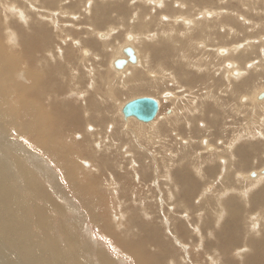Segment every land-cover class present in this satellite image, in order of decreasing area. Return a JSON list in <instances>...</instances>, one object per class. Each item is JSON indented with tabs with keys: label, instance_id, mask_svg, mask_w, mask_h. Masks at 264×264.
I'll return each instance as SVG.
<instances>
[{
	"label": "rangeland",
	"instance_id": "obj_1",
	"mask_svg": "<svg viewBox=\"0 0 264 264\" xmlns=\"http://www.w3.org/2000/svg\"><path fill=\"white\" fill-rule=\"evenodd\" d=\"M13 1L14 0H0V21L4 25L9 24L10 22L12 23L15 22L14 24L16 25V22H18L21 28L25 30H31V29H26L27 26L24 27L22 25L23 24L22 21H17L19 19V15L20 14L24 15L25 16L24 20L31 18L32 20L30 19L29 22H33L37 20L36 15L34 14L35 12H37V10L39 11V13L41 12V14L42 11L43 12L47 11L46 10L47 8L43 7V4H45L46 0H15L14 2ZM88 1L92 3V0H83V1L68 0V2L65 3L62 1L56 2V5L54 7H51L52 8L51 12L52 13L55 12L56 14L55 16H57V21H58L57 23L51 22L52 24L50 27L52 32H50L49 35L50 37L54 38V43H53L54 51L52 52L53 56L51 57L59 60L56 61L55 59L49 57L50 54L47 55L48 57L47 56L46 57L49 58L50 63L54 61H55L54 63H60L59 61H61V63H63L64 65V69H65L64 72L67 74L66 76H69L70 79L69 78L63 79L65 83V93L59 95L58 97L57 95H54L55 98L52 96V99L50 97L49 98L50 100L47 99V101L49 100V102L50 101L52 102L53 100H56L57 102H63V101L71 102L73 105H79L80 108H84L85 106H87L85 110L88 109L94 110L96 107L99 109H102L103 107L104 108L115 107L117 110L119 108L118 110L119 114L118 112L117 114L119 115L120 117L119 120L122 123L123 121H125L126 124V122L129 119H131L134 122L130 126L132 131L133 125L135 123L137 124V122H141L142 120L137 119V117L135 116L134 117L131 116L128 120H126L125 117L123 116L121 106H123V104L131 100L133 97L136 98L137 96L138 97L151 96L161 101L160 109L157 114L158 115L157 119H161L164 116V114H170L171 112L169 113L168 111L173 109L176 105L178 112L180 111V108H182V111H185L186 114L188 115L187 119L193 122L192 130H188L187 128H184L183 133L181 132L178 133L176 131L177 129L175 130L174 127L169 125L171 128H169L168 131H166V133L167 132L169 133L166 136L167 139L169 140L166 146L168 149H171L168 150L169 153L171 152L173 153V151L176 148L177 149L180 148L179 152L181 153L180 157L178 158V161H176V164L173 166V168H171L172 170L169 169L171 170L169 171V173H167L165 167L172 165L169 162V159L167 158V156H170L172 154H169L168 151H166L167 148L165 146L162 148L163 149L162 151H165L163 153L161 149L158 152L155 145H152L153 147L148 145V148L150 149L147 152L146 161L149 162L151 167L150 169L148 168L149 172H147L146 175L142 174L141 171L142 167L137 168V167H132V165H130V167L128 168V163H126L128 161L127 159L131 160L134 156H136L135 152L132 153L130 152V147L127 148L128 150L125 149V152H127V154L124 152V149H122V153L124 152L122 154L121 152H118L115 148H111V149L106 148L105 151H103L104 149L102 150L100 148L99 151L104 152L105 156L108 154L107 156L114 158V161L109 160V162L110 163L114 162L115 166L113 167L110 164L111 167L109 168L108 165V169H106V172L108 173L109 171L111 175L106 173L107 175L104 174L103 178H100V180L98 181L94 179L93 174L96 172L99 164V157H100L99 154L101 153L100 152L97 154L98 151L97 149L99 146L93 149L95 152L91 151V153L85 154L78 151L72 154L75 159V166L77 167L76 168L77 181L80 182L82 185H84L85 190L90 189L91 196H94L95 198H98L100 196L101 205L99 206L101 207H99L98 212L101 211L103 215H105L104 216L105 220L108 223L107 230L95 226L90 216L91 210H87L86 208H83L82 205L80 204V210L82 212L81 211L79 212L82 213L83 216L84 215L85 217L87 216L85 219L83 218L84 223L85 224L88 223V225H90L91 231L90 230L89 231L95 237L94 240L96 239L95 249L97 250V252L95 251L96 254L95 253L93 254L95 255L94 256L95 260L99 264H113L114 262H112L111 259H110L111 261H109V254L111 255L112 258L115 254L116 257L122 258L120 262L116 261L113 258L115 260V264L117 263L135 264L137 263L136 259L129 255L127 256V254L124 253L120 248V245L118 243L119 239L121 238L123 241L124 240L134 241L138 239L135 241V243H138L137 241L140 242V240L145 238V240H147V245H149L148 247H150V252L154 253V255L159 254L161 251L160 249H162V246L160 247L159 243L164 244L163 239L167 241L166 247H169V251H167L168 257L166 258V260L163 259L159 261V262H163L162 264H182L183 261H185L187 264H201V263L207 264V261L209 263L211 259H209V257L206 258L207 257L205 254L206 250L209 253L218 256V264H222V263L230 264L232 260L231 257L234 258L238 257L236 258V260H238L240 264H264V240H263L264 224L262 226L263 227L262 236L256 233L257 236L253 237L251 241L249 240L250 242L247 241L248 244L244 242L245 234H246V240H248L249 228L251 225L250 224L251 215H254L255 213L257 215H260L259 221L261 220V222L264 223V204H262L264 203V200L254 201L251 198L254 191H258L261 188H264V182L262 184L263 186L262 185L259 186L260 188H257L255 186L256 188L253 187L252 189L251 187L250 189H246L248 188L246 186L248 184H246V177H245V175H247L248 173L251 174V171L255 172L261 170L263 172L264 154H263V160L259 164L252 166V168L248 170H244V171L238 170L240 172L235 170L230 174H228L227 172L226 177L224 178L222 184H217L216 186L217 182H215V180L217 179L216 178L217 174L219 177L223 176L220 175L219 170L220 168L223 167V165L227 164L226 157L231 156L230 151L227 150L226 143L228 144V141L232 139L235 133L241 134L243 130L245 132L246 126L248 129L251 130L250 124L252 125L253 123L252 128L254 126V123L258 124L264 112V108L258 106L257 108H254L256 112L253 113V109L251 106L253 104V101L255 102L258 101L257 99H259L260 101L264 100V98H259L258 96L260 93L264 92V70H263L264 59L259 60L260 55L264 53L263 50L264 49V0H249L252 1L257 6L258 10L257 8L252 9L248 0L245 1L243 0L242 1L241 0H152L154 2H158L159 5H156V3L151 2L149 0L147 3L146 0H136L134 3H130V0H95L94 5H96L97 7H103L107 5L113 6L108 10V19L106 20L107 23L103 24L102 27H95L96 29H98L95 32L87 29L89 25H92L90 24L91 19L82 20V21L79 19L83 17V15H88L87 13H85L84 10L88 6V4L86 3ZM162 1H165L166 3V7L164 8H160L163 6ZM6 2L15 3L14 9L12 8L8 10L9 7L5 8L4 6ZM247 2L249 3V5ZM31 3L34 6H36L38 9H33L32 5H30ZM70 3L74 4L75 8L70 6V8H68L69 12L65 11L64 12L65 14H62L63 12L61 10L64 8V6H69ZM153 4H155L157 8H155ZM182 4H186L187 8H183L181 6ZM40 5L42 6L41 8H39ZM206 7H208L207 9H209L207 10V12L211 13V15L207 16L205 14L203 16H199L200 9ZM136 8H138L139 14L141 15V19L136 20L135 22L139 21L143 24L141 26H138L141 27V30H144L142 32L139 31L141 34L137 32L136 28L130 27L135 22L129 23L131 14L135 11ZM15 9L16 11H20V12L17 13ZM80 9L81 12H79ZM237 10L239 13L237 12ZM14 11L16 12V15H14L15 14ZM4 12H6L8 15L4 14ZM1 13L4 15H2ZM123 13H126L125 16L127 17L125 16L122 17ZM144 15L145 16L151 15L150 16L151 20L150 21L144 20L143 18ZM172 15H177V16L176 17L173 16L174 18H172ZM12 16L17 20L12 18ZM212 18H214V20H212ZM225 18L231 20L229 25H225L223 23L224 21L223 19ZM217 19H218V23H216L215 21ZM38 20L40 21V19ZM77 20L80 21L79 22L80 24L75 26L67 25L70 22L72 24L78 23ZM123 22L128 26V28H126L125 30H120L119 37L116 38L114 37L113 40L111 39L112 42L108 44L110 39L106 38V36L108 35L109 32H111L110 29H108V27L112 25L117 26ZM193 22L194 24L196 23L198 24L197 29L202 28L203 24L206 25V22H211V27L213 28V30L211 31L212 33L211 43L209 42H208L209 44L205 43L202 40L201 35L199 34L197 35V34L189 33L191 28L188 26L193 24ZM172 23L175 24V26H177V28L180 29V32L182 33L183 36H191V38L193 37L190 42V50L193 53V55L199 57L200 64L202 65V67L204 66L207 67L202 71L189 72L182 77V80L186 83V85L188 84L192 90H190L185 85L179 87L176 83L174 84L172 80H167L166 84L162 86L158 92L138 93L137 95L120 96V90L124 89V85L122 81L124 79L123 76L125 75V73L123 74L121 73L125 71V69L127 68V66H129V64L126 66V68L123 71L119 70L121 72L119 71L116 72L115 70L117 69H114L115 66L113 68L111 64L112 61L117 57L125 58L126 55L124 53V49L126 48L127 44H131L130 47L132 46L135 49V51L137 50L136 52H138L140 56L139 58L143 59L144 52L142 53L141 48L144 46L145 43L149 42L147 41L149 35L148 31H157V28L160 27L169 29L174 26ZM62 28L64 29L61 30ZM128 30L137 32L136 34H139L141 36L142 41L137 43L134 42V40L130 42L128 39H126V32ZM258 30H262V32L260 33ZM132 31H130L127 34H131L134 36L135 33H133ZM158 31L160 30L158 29ZM194 32L197 33L196 31ZM166 39L167 40L169 39L170 54L167 56V61L164 63V65L170 68L174 72L175 70L178 69V66L180 64L178 42L176 40H173L165 36H160L150 42L153 45L159 47L161 46V43H163V41ZM6 40L7 42H10V43H5L7 49H12V51L19 50L20 48L19 46L14 47L13 45L14 42L17 43L16 38L8 39L7 37ZM6 40L4 41L6 42ZM10 40H13V42H11ZM111 45H113L114 47L118 46V50L106 49L107 46H111ZM90 47L93 48L94 52L99 51L98 53V55H100L99 61H94L93 57H95V54L93 53V51H91L92 49ZM122 47H124L123 50H121ZM127 47H129V45H127ZM251 48H253V51L250 50ZM103 50L105 56L102 53ZM12 51H10L8 54H11ZM68 51L72 53V55H70ZM60 52H62L63 54ZM37 54L40 55V57H42L41 53H37ZM242 56H243V62L241 63V66L238 67L236 63V58ZM60 57L63 59V61ZM67 58L71 60H68ZM67 60L69 62V65L67 63ZM206 63H208V65H206ZM137 65L138 63L136 64V66ZM132 66L135 65L131 64V66H129L131 70H132ZM149 69L159 71L156 65H150ZM91 70L93 73L90 72ZM240 70L244 71L243 75L242 74L239 75ZM226 72L228 74L231 73V76L230 74L227 75ZM143 75L146 76L147 71H145ZM73 76L76 77L75 80L77 81V83L74 82L73 84H71L70 81H72V79L74 78ZM148 76L153 78V74L151 75V73L150 75H147V78ZM16 78L17 79L15 81H21L25 83V80L22 77L19 78L16 77ZM245 78L246 80H249L251 78L250 83L247 87L234 88V86H232L239 83L240 81L243 82L242 79L245 80ZM90 97H92L90 100H92L95 104L91 105L86 102V99H89ZM173 99H179V100H177V103L175 104ZM47 101L46 103L48 104L49 102ZM191 102H193L192 103L193 110L192 112H189V110L185 108V105H188ZM259 107L260 109H258ZM85 110L82 111V122L78 124V129H76V131L69 133L68 134L69 137H67L68 139H73V141L79 142L80 139H82L86 134H91L95 132L98 129L97 124H100L101 122L106 123L105 120L101 119V116L98 117L99 119L98 118L95 119V121L86 122L85 120H87L88 116L86 115ZM84 114L86 115V119L84 118L85 117ZM183 117L184 115L182 116V118ZM210 120H214L215 122L219 121L220 125L218 124L213 125L210 123ZM96 121L98 123H96ZM141 123L147 124L149 122L143 121ZM113 127H115L114 124L112 122H109L107 132L108 133L112 132ZM242 128L243 130H241ZM246 132L249 131L247 130ZM260 133H261L259 135L260 137L251 138L252 140L249 141H254L255 143H260L264 145V125ZM7 135L10 136V133H8ZM145 135L146 136H144V139L146 140L145 142H147V139H149L148 138L149 134L145 133ZM176 135H179V137L182 136V138H178V136L176 137ZM242 138H248V136L246 137L245 135H243ZM92 139L93 138H88L86 141L91 142ZM124 140L119 141L118 144L121 145L124 142L131 143L132 149L137 151L139 144H137V141H135L133 137L125 138ZM245 140L240 139V141H238L237 144L234 146L235 147L234 149L238 150L241 148L242 151L245 148L250 147V145L246 144ZM158 142L159 140L157 137L152 140V143L154 144H157ZM188 144L189 146H187ZM84 147L89 149L92 146L85 145ZM218 148L220 149V151ZM183 151L188 152V156L184 157ZM258 151H262V150H258ZM160 152H162V154H160ZM215 152H218V155L215 156V160L213 162L203 161L202 164L203 168H205V172H207L210 169L209 166L213 165L212 168H216L215 174L212 175L206 174V177L201 176V177H205L203 179L198 177L196 181L199 187L192 191L193 194L191 193V195L185 196L184 189L177 178V176L179 177L180 174L176 173V170L184 168L186 171L188 170L187 172L191 171L192 175H198V172L196 170L199 169V165H195L193 167L192 159H194L195 161H197L198 159L199 162H202L203 160L202 158L209 156L208 155L209 153L211 155V153H215ZM163 154L166 156L164 157V159L166 160L165 167H163L161 160ZM144 155L145 154L143 155L139 154L138 156L141 157ZM197 156H199L200 158H197ZM219 157L221 159H219ZM100 158L102 159V155ZM182 158L185 159L182 160ZM232 162L233 160H231L230 165ZM121 164H123V167H120ZM253 168H255L256 170ZM14 169L16 170L17 168L15 167ZM53 169L55 171H58L56 167H53ZM236 172L239 174H243L242 176L243 179L239 178L240 176L239 177L235 176ZM170 173L172 174V176L170 175ZM139 174L141 175L140 177ZM165 174L169 175V179H168L169 181L163 177V175ZM112 175H115V181L112 179L111 177ZM143 176L145 177L143 178ZM171 177L172 179H170ZM239 180H242L243 182ZM173 181L174 183H171ZM222 186L230 187L233 190L232 192H230V194L229 193L228 195L226 194L227 196L223 197V199L224 198L226 199L229 196L232 197L236 195L228 200L227 205L234 204L237 214L239 213V216L237 217L238 220L237 223L239 226H236L234 230V236L236 238V242L233 245L232 253L228 255V257H230L229 258L230 260L227 259L226 256H224L222 250H220L221 244L218 241V236H217L220 235L221 232H228L227 229L228 220L230 218L229 212L225 214V212L220 211L221 209L220 207H218L219 206L218 203L224 202V200L221 199V197L220 198L218 197L221 196L222 194H219L218 192L217 194L214 193L216 189L220 190ZM66 188L68 190L73 189L72 187H70L69 183L66 184ZM245 189L249 191H246ZM240 191H243L241 192V194L246 192L243 194V198L242 195L240 194ZM249 193L251 197H249L248 195ZM170 194L173 195L171 196ZM173 196L174 198H172ZM254 197L260 198L259 195H255V194ZM244 198L246 199V201ZM254 202H256L255 205L252 204ZM217 212L218 213L220 212L219 213L220 215ZM258 212L263 213V216H261V214H258ZM217 215L220 216L219 217L220 220L218 219ZM216 219H218V222ZM138 222H144L148 226L141 228L139 227ZM182 225L183 227H185V232H181ZM218 226H220L221 229ZM112 229L114 233L117 232V235H119V239H114L113 236L111 237L113 233ZM129 229L131 232H128ZM124 230H126L127 232H125ZM29 231L33 234L34 237L35 245L33 246V248H37L38 253L44 252L45 255H48L47 250H49L50 242H47L44 237L40 236L39 228L35 226L34 229H29ZM102 231L103 232L111 231V235H107L105 233L103 234ZM200 233H202L203 238L202 235L201 238L199 237ZM150 235L152 237H150ZM153 235L154 236L157 235V236L154 237ZM86 237L90 239L88 234ZM158 237L159 238L163 237L162 241L160 240L161 238L159 239ZM157 238L159 241L156 242L158 243L159 248H157L158 246L157 247L155 246L156 244L155 240H157ZM256 238H257V242H256ZM111 240L116 241L115 244L114 242L112 243ZM0 245L5 249L8 248V245L4 243L0 242ZM11 245L13 250L10 252V250L8 249V252L11 254V257L14 256L13 258H18L17 254L20 252V248H18L16 245L13 244ZM245 245H247L248 247L250 246L251 248H254L253 246H255V248L249 251L250 247L245 248L244 247ZM170 247H173L171 248L173 250H171ZM239 249L244 250L242 253L240 251L241 255L244 254L242 256L243 257L242 259L241 257L239 258L240 255L237 256L238 254L236 251H238ZM13 251L16 254L13 253ZM102 252L106 257L103 255ZM107 252H109V254ZM187 252H189L190 256ZM193 253H195L194 255L196 256V258H194V261H192L193 259L189 260L190 258L194 257ZM198 253L202 255H198ZM254 253L257 255L254 256L255 255ZM250 254H252V260L250 259L251 257ZM89 255L91 256L92 254ZM18 259L20 260V258ZM171 260H173V263ZM227 261L229 263H227ZM185 262L183 264H186ZM25 263L29 264V261H27L24 257H22L21 264H25Z\"/></svg>",
	"mask_w": 264,
	"mask_h": 264
},
{
	"label": "bare ground",
	"instance_id": "obj_2",
	"mask_svg": "<svg viewBox=\"0 0 264 264\" xmlns=\"http://www.w3.org/2000/svg\"><path fill=\"white\" fill-rule=\"evenodd\" d=\"M61 1L64 3L68 2V0H46L45 4H43V7L47 8L46 9L47 11L45 12L42 11L43 15L41 14V12L39 13L38 10L35 13L33 12L36 15L37 20L40 19V21L36 20L33 22H29L31 18L24 20L25 16L22 14L19 15L18 20L12 16V18L16 19L17 21H22L23 22L22 25L24 27L27 26L26 29H31V30H25L21 28L18 22H16V25L14 24L15 22L14 23L10 22L9 24L4 25L0 21V242L8 245L7 249L3 248L1 246L2 244L0 245V264H21L22 257H24L27 261H29V264H99L95 260V257H94L95 255H93L95 251L97 252V250L95 249L96 239L94 240L95 237L90 232L91 231L90 225H88V223L87 224L84 223V219L87 216L85 217V215L83 216L82 213L79 212L81 211L80 204L82 205L83 208H86L87 210H91L90 216L95 226H98L101 229L107 230L108 223L105 220V217H104L105 215H103L101 211L98 212L99 207H101L99 206L101 205L100 196L98 198L91 196L90 189L85 190L84 185H82L80 182L77 181V172H76L77 167L75 166V159L72 154L78 151L85 153V154L91 153V151L95 152L93 149H95V147L97 148V146H99L97 149L98 150L97 154L101 152L99 151L100 148L102 150L104 149L103 151H105L106 148L107 149L115 148L118 152L122 153V149H124V152H125V149L130 147V152L131 153L135 152L136 156H134L131 160L127 159L128 161L126 163H128V168L130 167V165H132V167H137V168L142 167L141 168L142 174L146 175V173L149 172L148 168L150 169L151 167L149 162L146 161V155L150 149L148 148V145L151 147H153L152 145H155L158 152L160 151V149L162 151L163 150L162 148L164 146L167 148L166 145L168 144L169 140L167 139L166 136L169 133L168 132L166 133V131H168V129L171 128L170 126L174 127L175 130L177 129L176 131L178 133L179 132L183 133L184 128H187L188 130H192L193 122L187 119L188 115L186 114L185 111H182V108H180V111L178 112L176 105L173 109L168 111L169 113L171 112L170 114H164V116L161 119H157L158 118V115H157L153 120L149 121V123L147 124L141 123L143 121L137 122V124L135 123L133 125V130L131 131L130 126L131 124L134 123L131 119H129L131 116L127 118L125 117L126 120L129 119L126 122V124L128 125L125 124V121H123L122 123L119 120L120 118L118 115L119 108L117 110L115 107L114 108H108V107L104 108L103 107L102 109H99L96 107L94 110H90V109L85 110L87 106H85L84 108H80L79 105H73L71 102H66V101L57 102L56 100L49 102L50 97L52 99V96L54 97V95H57L58 97L59 95H62L63 93H65V83L63 79L69 78V76H66L67 74L64 72L65 71L64 65L63 63H61V61H59L60 63H54L55 61L50 63L49 58H47L48 57L47 55L49 54H50L49 57L53 56L52 52L54 51L53 50L54 38L50 37L49 35V33L52 32L50 29L51 24H52L51 22L53 23L58 22L57 16H55L56 15L55 12L54 13L51 12L52 11L51 7H54L56 5V2H61ZM135 1L136 0H130V3H134ZM149 1L154 2L152 0H149ZM13 2L12 3L6 2L4 7L5 8L9 7L8 10L12 8L14 9L15 3ZM147 2L148 0H146V3ZM162 2H163V6L160 8L166 7L165 1H162ZM248 2L250 3L252 9L257 8V6L252 1L248 0ZM86 3L88 4V6L84 10H85V13H87L88 15H83V17L79 19L81 21L91 19L90 24L92 25H89L87 29L95 32L98 30L95 27H102L103 24L107 23L106 20L108 19V10L113 6L107 5L103 7H97L96 5H94L95 0H92V3L90 1ZM154 3H156V5H159L158 2H154ZM30 5H32L33 9H38L32 3ZM156 5L153 4L155 8H157ZM70 6L75 8V5L70 3L69 6H64V8L61 10L63 13L61 11L60 12L62 14H65L64 13L65 11L69 12L68 8H70ZM181 6L183 8H187L186 4H182ZM41 7L42 6L40 5L39 8ZM207 8L208 7L200 9L199 16H203L205 14L207 16H210L211 13L207 12V10H209ZM16 12L18 13L20 11H16ZM16 12L14 15H16ZM79 12H81V9ZM4 14H7V13L4 12ZM125 14L126 13H123L122 17L125 16ZM180 14H183V13H180ZM180 14H177V15H180ZM177 15H172V18L176 17ZM150 16L151 15H147V16L144 15L143 18L146 21H150L151 20ZM140 19H141V15L139 14L138 8H136L135 11L131 14L129 23H134L136 20H140ZM218 19L215 20L216 23H218ZM212 20H214V18H212ZM223 20H224L223 23L225 25H229L231 22V20H229L228 18H225ZM77 21L78 23L72 24L70 22L67 25L75 26V25L80 24L79 23L80 21L79 20ZM141 25L143 24L137 21L130 27L136 28L137 32L139 31L142 32L144 30H141V27H138ZM173 25L174 26L169 29L160 27V28H157V31H148L149 35H148L147 41L149 42L145 43L144 46L141 48L142 53L144 52L143 59L139 58L140 56L138 52H136L137 50L135 51V49L132 46L130 47L131 44H127L129 45V47H127L126 45V48L124 49V53L126 55L125 58L117 57L112 61L111 64L113 68L115 66L114 69H117L115 70L116 72H118L119 70L123 71L128 64L129 66H131V64L135 65V66H132V70L129 68V66H127L125 71L121 73V74L125 73V75L123 76L124 79L122 81L124 85V89L120 90V96L137 95L138 93L158 92L160 88L166 84L167 80H172V82L174 84L176 83L179 87L185 85L190 90H192L191 87L188 84L186 85V83L182 80V77L189 72L202 71L207 67L205 66L202 67V65L200 64L199 57L193 55V53L190 50V42L193 37L191 38V36H183L182 33L180 32V29L177 28L175 24ZM197 26L198 24L197 23L194 24V22L193 24L189 25L188 27L191 28L189 33L197 34V35L199 34L201 35V38L205 43H208V42L211 43V36H212L211 31L213 30V28L211 27V22H206V25L203 24L202 28L197 29ZM126 28H128V26L124 22L120 23L117 26L112 25L108 27V29H110L111 31L106 36V38L110 39L108 44L112 42L114 37L115 38L119 37L120 30H125ZM63 29L64 28H62L61 30ZM158 29L160 31H158ZM130 31L132 30H128L126 32V39H128L130 42L134 40V42H137V43L142 41L141 36L139 34H136L137 32L132 31L133 33H135L134 36L131 34H127ZM194 31H196L197 33H195ZM258 31L260 33L262 32V30H258ZM160 36H165L173 40H176L179 44L178 49H179L180 64L178 66V69L175 70L174 72L170 68L164 65V63L167 61V56L170 54L169 39L164 40L163 43H161V46L159 47H157L156 45H153L150 42ZM7 37L8 39L16 38L17 43L14 42V44L13 43L12 44L14 45V47L19 46L20 47L19 50L12 51V49H7L5 43H10V42H7L6 40ZM4 40H6V42ZM10 41L13 42V40H10ZM123 48L124 47H122L121 50H123ZM91 49H92L91 51H93V53L95 54V57H93L94 61H99L100 60L99 59L100 55H98L99 51H95L96 52L95 53L93 48ZM106 49L118 50V46L114 47L113 45H111V46H107ZM250 50L253 51V48H251ZM10 51H12L11 54H8ZM37 53H41L42 57H40V55H38ZM102 53L104 54V50L102 51ZM69 54L72 55V53L70 52ZM53 59H55L56 61L59 60L56 58H53ZM67 59L71 60L69 58ZM263 59H264V53L261 54L259 57V60H263ZM68 60H67V63L69 65ZM242 62H243V56L236 58V63L238 67L241 66ZM137 63L138 65L136 66ZM150 65H156L159 71L149 69ZM206 65H208V63H206ZM145 71H147V75H150V73L151 75L153 74V78H151L150 76H148L147 78V75L146 76L143 75ZM90 72L93 73L92 70ZM243 72L244 71L240 70L239 75L241 74L243 75ZM58 73L61 75H59ZM229 74L231 76V73ZM229 74L227 73V75ZM16 77L18 78L22 77L25 80V83L21 81H15L17 79ZM75 78L76 77H74L72 81H70L71 84H73L74 82L77 83ZM251 78L249 80H246V78L245 80L242 79L243 82L240 81L239 83L232 85V86H234V88L236 87L245 88L249 85ZM261 94L262 93L258 95L259 98ZM263 96H264V92H263ZM91 98L92 97H90L89 99H86V102L91 105L95 104L92 100H90ZM136 98H139V97L137 96ZM136 98L133 97L131 100L123 104V106H121V110H123L124 106L127 103H129L130 101ZM47 99L49 100L47 101ZM177 100L179 99H173L175 104L177 103ZM257 100H258L257 102L253 101V104L251 105L253 109V113L256 112L254 108H257L258 106H261L262 108H264V100L263 101H260L259 99ZM46 101L49 103L47 104ZM192 103L193 102H191L188 105H185V108L189 110V112H192L193 110ZM258 109H260V107ZM84 110L86 111V115L88 116L87 120H85L86 122L95 121V119L101 116V119L105 120L106 123H102L100 121L101 123L97 124L98 129L91 134H86L83 138L81 137L82 139H80L79 142L73 141V139H68L67 138L69 137L68 134L73 131H76V129H78V124L82 122V111ZM86 115L84 117L85 119H86ZM183 115L184 117L182 118ZM109 122H112L115 126L113 127L112 132L110 133L107 132ZM96 123L98 122L96 121ZM210 123L213 125H216V124L220 125L219 121L215 122L214 120H210ZM252 125L250 124L251 130L248 129L246 126L245 132H244L242 128L241 130H243V132L241 134L235 133L232 139L228 141V144L226 143L227 150L230 151L231 156L226 157L227 164L223 165V167L220 168L219 170L220 175H223V176L219 177L217 174V177H216L217 179L215 180V182H217L216 186L217 184L223 183V180L226 177L227 172L228 174H230L235 170L236 171L248 170L252 168V166L259 164L263 160L264 145L260 143H255L254 141H249V140H252L251 138L260 137L259 135L261 134L260 132L263 129V125H264V112L262 114V117L259 120V123L258 124L254 123L253 128H252ZM247 130L249 132H246ZM8 133H10V136L7 135ZM145 133L149 134V137H148L149 139H147V142H145L146 140L144 139V136H146ZM243 135H245L246 137L248 136V138H242ZM177 136L178 138H182V136L179 137V135H176V137ZM130 137H133L134 140L137 141V144H139L137 151L132 149L131 143L124 142L121 145L118 144L119 141H123L125 138H130ZM156 137L158 138L159 142L157 144H154L152 143V140L155 139ZM88 138H93V139L91 142H87L86 140ZM240 139L241 140L246 139L245 140L246 144L250 145V147L245 148L242 151H241V148L238 150L237 149L235 150L234 146L237 144L238 141H240ZM241 142H244V141H241ZM85 145H89L92 147L88 149L84 147ZM187 146H189V144ZM169 148H172V147H169ZM168 150H171V149L167 148L166 151ZM258 150H262V151H258ZM179 151H180V148L179 149L176 148L173 151V153L171 151H170L171 153H169L168 151L169 154H172L170 156H167V158L169 159V162L172 164L171 166L165 167L166 160L164 159V157L166 156L164 154L162 155V158H161L162 164H163V167L166 168L165 170L167 171V173H169V171L172 170L171 168H173V166L176 164V161H178V158L181 155ZM162 152L164 153L165 151H162ZM162 152H160V154H162ZM218 152L211 153V155L209 153L208 154L209 156L204 157L205 160L204 158L201 157L203 159L202 162H199L198 159L197 161L192 159L193 167L195 165H199V169L196 170L198 172V175H192L191 171L187 172L188 170L186 171L184 168L176 170V173L180 174V176L179 177L177 176V178L181 186L184 189L185 196H189L191 195V193L193 194L192 191L199 187L196 181L198 177L203 179L206 177V174L207 175L215 174L216 168H212L213 165L209 166L210 169L207 172H205V168H203L202 164H203V161L213 162L215 160V156L218 155ZM125 153L127 154V152ZM139 154H142V155L145 154V155L140 157L138 156ZM183 154H184V157L188 156V152L186 151H183ZM99 155L100 157L102 155V159L99 157L98 168L96 172L93 174L94 179H96L97 181L100 180V178H103V175L107 173L106 169H108V165H109V168L111 167L110 164L113 167L115 166L114 162L112 163L109 162V160L114 161L113 157L107 156L108 154L105 156L104 152H101ZM197 158H200V157L197 156ZM184 159L185 158H182V160ZM219 159L221 158L219 157ZM231 160H233V162L230 165ZM15 167L17 168L16 170L14 169ZM53 167H56L58 171H55ZM120 167H123V164H121ZM90 170H93V169H90ZM107 174L111 175L109 171ZM238 174L239 173L236 172L235 176L237 177L240 176L239 178L243 179L242 178L243 174H239V175ZM170 175L172 176L171 173ZM140 176L141 175L139 174V177ZM201 176H205V177H201ZM111 177L115 181V175H112ZM144 177L145 176H143V178ZM163 177L166 178V180L169 179L168 174L163 175ZM245 177H246V184H248L246 185L248 188L245 187L246 189H250L251 187L252 189L253 187L260 188L259 186H261L264 182V170L263 172L261 170L255 171V172L251 171V174L248 173L247 175H245ZM170 179H172V177ZM239 181L243 182L242 180H239ZM67 183H69L70 187L73 188L72 190H68L66 188ZM171 183H174V181ZM221 189L220 190L216 189V191L214 192L215 194H217V192L219 194H222L221 196L217 195L219 198L221 197V199H223V197L227 196L228 193L230 194V192L233 191L230 187H225V186H222ZM246 191H249V190H246ZM241 192L243 191H240V194ZM251 193H252V190H251ZM243 194H241L242 198H243ZM254 194L259 195L260 198H255ZM170 195L172 196L173 194H170ZM248 195L249 197H251L250 193ZM232 197L229 196L226 199L224 198L223 199L224 202L218 203L219 205L218 207H220L221 209L220 211H224L225 214L229 212L230 214V218L228 220V228H227L228 232H221L220 235H217L218 241L221 244L220 250H222V252L224 253V256H226L227 259L230 258L228 257V255L232 253L233 245L236 242V238L234 236L235 227L239 226L237 223L238 222L237 217L239 216V213L237 214L234 204L227 205L228 200ZM172 198H174V196ZM251 198L254 201H257V200L263 201L264 200L263 199L264 198V188H261L258 191H254ZM255 203L256 202L252 204L255 205ZM258 214H261V216H263V213L261 212H258ZM254 215H256L257 217ZM254 215H251V216L249 215L251 225L249 228L248 240H246V234H245V237H244L245 243H247V241L249 240L251 241L253 237L257 236V234H260L261 236L263 235L262 226L264 223L261 222V220L259 221L260 215H257L256 213ZM219 217L220 216H218V219ZM218 219H216L217 222H218ZM138 224H139V227L141 228L148 226L144 222H138ZM33 226L34 227L36 226L37 228H39L40 236L44 237L47 242H50L49 250H47L48 255H45L44 252L38 253L37 248H33V246L35 245L34 237H33V234L29 231V229H34ZM218 227L220 228V226ZM126 230L124 231L127 232ZM112 232H113V229H112ZM128 232H131L130 229ZM181 232H185V227H183V225L181 228ZM104 233L107 235H111V231H104L103 234ZM87 234L89 235L90 239L86 237ZM151 235L150 237H152ZM201 235L202 233H200L199 235L200 238H201ZM112 236L114 237V239H119V235H117V232L115 233L113 232L111 237ZM156 236L157 235H155L154 237ZM158 238L157 240H155V242L159 241ZM202 238H203V235H202ZM162 239L163 237L160 240L162 241ZM136 240L134 241L124 240L123 241L120 238L118 242L120 245V248L122 249L124 253L127 254V256L129 255L136 259L137 263L135 264H162L163 262H159V261L163 259L166 260V258L168 257L167 251H169V247H166L167 241H165L164 239H163L164 244L159 243L160 247L162 246V249H160L161 251L157 255H154V253L150 252V247H148L149 245H147V240H145V238L140 240V242L137 241L138 243H135ZM5 242H8V243H5ZM113 242L115 244L116 241H112V243ZM256 242H257V238H256ZM11 244L16 245L18 248H20V252L17 254L20 260L18 258H13L14 256L11 257V254L8 252V249L10 250V252L13 250ZM159 245L156 242L155 246L156 247L158 246L157 248H159ZM168 246H171V245H168ZM244 247L249 248L250 246L248 247L247 245H245ZM253 247L255 248V246ZM171 248L173 247H170V249ZM254 248L250 247L249 251H251ZM240 251L242 253L244 250L239 249L238 251H236L238 254L237 256L240 255L239 258L241 257L242 259L243 258L242 256L244 254L241 255ZM13 253L15 252L13 251ZM107 253L109 254V252ZM187 253L189 254V252ZM89 254H92V255L90 256ZM194 254L195 253H193L194 257L192 258L189 257L190 258L189 260L193 259L192 261H194V258H196ZM205 254L207 256L206 258L209 257V259H211L209 263L207 261V264H218V256H216L215 254L209 253L207 250L205 251ZM198 255H202V254L198 253ZM250 255H251L250 259L252 260V254ZM256 255L257 254H255L254 256ZM172 256H171V259H172ZM113 258L118 262H120V260L122 259V258L116 257L115 254ZM113 258L109 254V261L112 260V262H114L113 264H115V260ZM231 258L232 260L230 264L239 263V261L236 260V258L238 257L236 258L231 257ZM171 261L173 263V260ZM184 262L185 261H183V263ZM227 263L229 262L227 261Z\"/></svg>",
	"mask_w": 264,
	"mask_h": 264
},
{
	"label": "water",
	"instance_id": "obj_3",
	"mask_svg": "<svg viewBox=\"0 0 264 264\" xmlns=\"http://www.w3.org/2000/svg\"><path fill=\"white\" fill-rule=\"evenodd\" d=\"M260 98H264L263 93ZM124 117L135 116L139 120L149 122L153 120L159 112V102L151 96H142L127 103L123 110Z\"/></svg>",
	"mask_w": 264,
	"mask_h": 264
},
{
	"label": "flooded vegetation",
	"instance_id": "obj_4",
	"mask_svg": "<svg viewBox=\"0 0 264 264\" xmlns=\"http://www.w3.org/2000/svg\"><path fill=\"white\" fill-rule=\"evenodd\" d=\"M160 104H161V101H159V109H160Z\"/></svg>",
	"mask_w": 264,
	"mask_h": 264
}]
</instances>
